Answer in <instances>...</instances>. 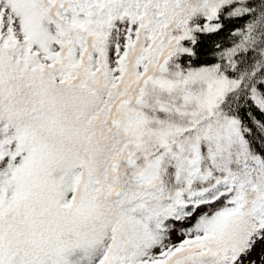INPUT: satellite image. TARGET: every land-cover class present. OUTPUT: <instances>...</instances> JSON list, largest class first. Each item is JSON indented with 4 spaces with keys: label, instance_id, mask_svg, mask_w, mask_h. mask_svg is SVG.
Segmentation results:
<instances>
[{
    "label": "snow or ice",
    "instance_id": "snow-or-ice-1",
    "mask_svg": "<svg viewBox=\"0 0 264 264\" xmlns=\"http://www.w3.org/2000/svg\"><path fill=\"white\" fill-rule=\"evenodd\" d=\"M0 264H264V0H0Z\"/></svg>",
    "mask_w": 264,
    "mask_h": 264
}]
</instances>
